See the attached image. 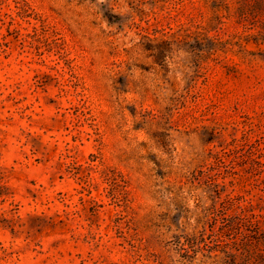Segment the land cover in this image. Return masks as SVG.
<instances>
[{
    "label": "rangeland",
    "instance_id": "374dc122",
    "mask_svg": "<svg viewBox=\"0 0 264 264\" xmlns=\"http://www.w3.org/2000/svg\"><path fill=\"white\" fill-rule=\"evenodd\" d=\"M0 264H264V0H0Z\"/></svg>",
    "mask_w": 264,
    "mask_h": 264
},
{
    "label": "trees",
    "instance_id": "16d2710c",
    "mask_svg": "<svg viewBox=\"0 0 264 264\" xmlns=\"http://www.w3.org/2000/svg\"><path fill=\"white\" fill-rule=\"evenodd\" d=\"M231 222H232V221H230V223H231ZM230 223H229V224H230ZM229 224H227V225H229Z\"/></svg>",
    "mask_w": 264,
    "mask_h": 264
}]
</instances>
